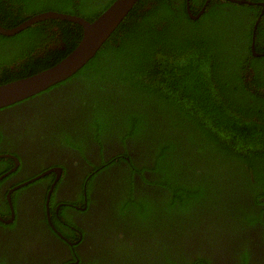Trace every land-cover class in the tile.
Masks as SVG:
<instances>
[{
    "label": "trees",
    "instance_id": "obj_1",
    "mask_svg": "<svg viewBox=\"0 0 264 264\" xmlns=\"http://www.w3.org/2000/svg\"><path fill=\"white\" fill-rule=\"evenodd\" d=\"M113 1L0 0V22L12 27L47 10L93 20ZM205 1L138 0L98 52L57 83L89 101L95 136L117 134L129 149V164L118 167L127 185L119 212L137 244L123 245L122 258L145 259L143 244L157 253L140 264H213L177 239L204 235L220 219L223 233L264 229V14L254 32L258 4ZM82 36L80 23L61 18L0 33V83L53 65Z\"/></svg>",
    "mask_w": 264,
    "mask_h": 264
},
{
    "label": "flooded vegetation",
    "instance_id": "obj_2",
    "mask_svg": "<svg viewBox=\"0 0 264 264\" xmlns=\"http://www.w3.org/2000/svg\"><path fill=\"white\" fill-rule=\"evenodd\" d=\"M249 4L259 5L260 20L264 0ZM69 83L0 107V258L7 264H140L157 253L143 244L138 252L146 251L145 259L122 258L123 245L137 244L119 212L127 185L118 167L129 164V149L117 134L95 136L88 125L93 107ZM140 179L136 172L134 180ZM217 225L204 235L186 230L171 242L213 264H264L263 227L223 233L222 219Z\"/></svg>",
    "mask_w": 264,
    "mask_h": 264
},
{
    "label": "water",
    "instance_id": "obj_3",
    "mask_svg": "<svg viewBox=\"0 0 264 264\" xmlns=\"http://www.w3.org/2000/svg\"><path fill=\"white\" fill-rule=\"evenodd\" d=\"M137 1L138 0H114L93 20H89L78 14L47 10L36 13L12 27H6L0 22V33L6 35L16 34L33 23L47 18L67 19L78 22L83 26V36L81 40L77 46L61 60L38 72L0 83V107L10 105L34 95L73 75L98 52ZM235 1L241 3L253 2V0ZM203 10L204 7L197 14L191 13V16L196 18ZM258 22L259 19L255 24V29ZM252 45L253 52L257 54L255 42H253Z\"/></svg>",
    "mask_w": 264,
    "mask_h": 264
},
{
    "label": "rangeland",
    "instance_id": "obj_4",
    "mask_svg": "<svg viewBox=\"0 0 264 264\" xmlns=\"http://www.w3.org/2000/svg\"><path fill=\"white\" fill-rule=\"evenodd\" d=\"M147 174H150V172H146Z\"/></svg>",
    "mask_w": 264,
    "mask_h": 264
}]
</instances>
